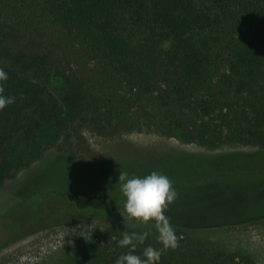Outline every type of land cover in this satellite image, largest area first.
Wrapping results in <instances>:
<instances>
[{
  "label": "trees",
  "instance_id": "obj_1",
  "mask_svg": "<svg viewBox=\"0 0 264 264\" xmlns=\"http://www.w3.org/2000/svg\"><path fill=\"white\" fill-rule=\"evenodd\" d=\"M0 67L16 97L0 111V187L54 146L92 167L87 131L264 150V0H0ZM66 197L78 210L117 209L100 194ZM44 203L52 226L83 221L56 192ZM120 238L97 236L103 263L127 251ZM160 264H173L164 250Z\"/></svg>",
  "mask_w": 264,
  "mask_h": 264
},
{
  "label": "rangeland",
  "instance_id": "obj_2",
  "mask_svg": "<svg viewBox=\"0 0 264 264\" xmlns=\"http://www.w3.org/2000/svg\"><path fill=\"white\" fill-rule=\"evenodd\" d=\"M87 137L98 155L85 162L92 167L54 146L0 187V264H105L96 238L107 230L148 232L138 246L161 248L153 226L123 221L119 212V172L153 170L167 175L177 192L165 211L178 237V247L164 250L173 264H233L248 256L264 264V150L237 143L205 147L146 129L114 137L87 131ZM51 192L83 221L50 225L54 215L44 202ZM70 192L104 195L116 212L78 210L66 197ZM8 222L18 230H5ZM19 233L24 236L16 239Z\"/></svg>",
  "mask_w": 264,
  "mask_h": 264
},
{
  "label": "clouds",
  "instance_id": "obj_3",
  "mask_svg": "<svg viewBox=\"0 0 264 264\" xmlns=\"http://www.w3.org/2000/svg\"><path fill=\"white\" fill-rule=\"evenodd\" d=\"M8 78V73L0 67V111L16 100L14 95L4 94V85ZM118 182L124 197L123 209H119L123 221L132 220L153 226L157 233L156 239L162 247L148 245L137 254V246L145 241L148 232L123 231L117 243L127 251L120 254L114 264H160L163 250L178 247L175 229L165 215L168 206L177 196L171 179L156 170L144 176H130L127 171H120Z\"/></svg>",
  "mask_w": 264,
  "mask_h": 264
}]
</instances>
